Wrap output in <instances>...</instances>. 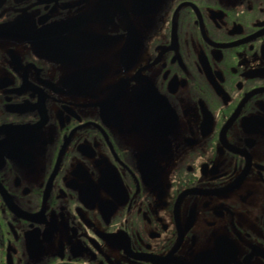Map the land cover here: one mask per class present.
Instances as JSON below:
<instances>
[{
	"label": "flooded vegetation",
	"instance_id": "flooded-vegetation-1",
	"mask_svg": "<svg viewBox=\"0 0 264 264\" xmlns=\"http://www.w3.org/2000/svg\"><path fill=\"white\" fill-rule=\"evenodd\" d=\"M0 264H264V0H0Z\"/></svg>",
	"mask_w": 264,
	"mask_h": 264
}]
</instances>
